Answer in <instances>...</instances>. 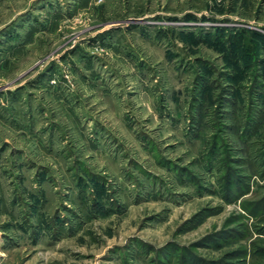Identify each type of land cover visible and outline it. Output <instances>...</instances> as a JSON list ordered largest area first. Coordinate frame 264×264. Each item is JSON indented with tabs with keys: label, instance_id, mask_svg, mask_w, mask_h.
<instances>
[{
	"label": "rangeland",
	"instance_id": "rangeland-1",
	"mask_svg": "<svg viewBox=\"0 0 264 264\" xmlns=\"http://www.w3.org/2000/svg\"><path fill=\"white\" fill-rule=\"evenodd\" d=\"M0 264H264V0H0Z\"/></svg>",
	"mask_w": 264,
	"mask_h": 264
}]
</instances>
